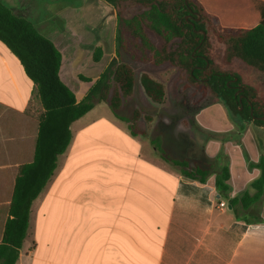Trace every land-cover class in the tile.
<instances>
[{"label": "crops", "instance_id": "obj_1", "mask_svg": "<svg viewBox=\"0 0 264 264\" xmlns=\"http://www.w3.org/2000/svg\"><path fill=\"white\" fill-rule=\"evenodd\" d=\"M1 1L61 51L60 77L81 101L91 86L74 76H85L82 68L93 60L85 61L78 50L67 55L65 43L55 40L59 11L45 14L43 0ZM102 51L96 64L105 59ZM107 64L95 73L102 74ZM167 105L139 119L145 135H133L106 103H97L71 125L70 145L31 206L16 264H264L258 207L229 208L215 186L219 135L207 132L201 141L189 130L187 117L171 114ZM44 111L37 85L0 41V243L16 178L34 161ZM160 149L212 173L204 183L188 179Z\"/></svg>", "mask_w": 264, "mask_h": 264}, {"label": "trees", "instance_id": "obj_2", "mask_svg": "<svg viewBox=\"0 0 264 264\" xmlns=\"http://www.w3.org/2000/svg\"><path fill=\"white\" fill-rule=\"evenodd\" d=\"M116 12L117 59L113 60L78 101L60 77L63 56L56 45L41 34L34 24L16 15L0 0V41L17 56L28 77L37 85L45 109L39 120V132L34 161L21 167L16 178L10 217L0 243V264H16L27 237L33 201L52 177L58 157L72 139L71 125L87 114L97 103H106L113 113L128 123L133 135L142 134L138 121L141 110L125 116L120 110L134 93L136 73L121 60V50L141 53L142 61L156 67L170 65L188 75L191 86L202 94H212L222 101L238 125L252 123L264 127V96L258 90L244 86L227 71L235 60L264 74V2L261 0H104ZM137 12L128 15L130 7ZM200 16V20L198 17ZM203 32L206 33L203 40ZM155 37L156 41L152 38ZM213 41L223 46L220 62L215 60ZM103 54L97 47L93 61ZM134 56V54H132ZM90 81V80H89ZM140 82L146 96L157 105L165 102L163 83L143 73ZM243 87L244 92L238 91ZM243 95L240 103V96ZM242 107V109H241ZM150 119V118H149ZM157 147L158 144L154 143ZM164 160L181 168L184 176L204 183L212 168L178 161ZM220 155L214 159L215 186L220 199L244 211H250L264 197V156L251 168L261 170L251 183L254 191H245L231 198L230 169L220 165Z\"/></svg>", "mask_w": 264, "mask_h": 264}, {"label": "rangeland", "instance_id": "obj_3", "mask_svg": "<svg viewBox=\"0 0 264 264\" xmlns=\"http://www.w3.org/2000/svg\"><path fill=\"white\" fill-rule=\"evenodd\" d=\"M42 2L46 6L45 14L51 12V8L54 13L56 10L59 11L60 31L54 33L53 37L65 43L63 49L67 55L78 50L84 55L85 61L89 56L93 60L95 49L100 46L104 49L105 59L98 64L94 61L86 63L82 69L87 74L74 76L75 80L78 77L80 81L92 86L101 75L95 71L99 70L106 60L109 65L117 59L116 12L103 0H43ZM136 12L137 7L132 6L128 9L129 16ZM70 37H73L74 41L69 39ZM152 38L156 41L154 36ZM212 43L215 60L220 62L223 46L215 41ZM120 52L121 60L129 63L136 73L134 93L125 100L120 112L131 116L134 110L138 109L142 111L141 117H143L153 113L155 107H160L154 105L146 96L140 82L143 73L151 75L165 87V104H168L166 110L174 115L186 116L189 130L196 131L201 141L207 140V132L219 135L216 139L219 146V162L220 165H227L230 169L231 191L245 189L253 192L251 183L260 177L261 170L251 168L250 164L258 163L261 156H264V127H257L252 123L241 126L236 124L222 101H216L212 94H202L200 90L191 86L188 75L179 69L170 65L156 67L150 62L142 61L141 53L138 52L130 53L129 50ZM226 69L236 76L234 81L239 79L244 86L256 89L264 96V74L237 60ZM80 87L82 89L83 85ZM104 108L111 111L108 104ZM257 207L260 211L256 212L258 213L256 217L264 220V197Z\"/></svg>", "mask_w": 264, "mask_h": 264}, {"label": "water", "instance_id": "obj_4", "mask_svg": "<svg viewBox=\"0 0 264 264\" xmlns=\"http://www.w3.org/2000/svg\"><path fill=\"white\" fill-rule=\"evenodd\" d=\"M198 20H200V16L198 17ZM203 36H204V38H203V40H204L205 39V36H206V33L205 32H203ZM239 92L243 93L244 92V88L241 87L239 89ZM242 98H243V95L240 96V103L242 102ZM241 109H242V107H241ZM263 120H264V118H263ZM229 208H231V205H229Z\"/></svg>", "mask_w": 264, "mask_h": 264}, {"label": "flooded vegetation", "instance_id": "obj_5", "mask_svg": "<svg viewBox=\"0 0 264 264\" xmlns=\"http://www.w3.org/2000/svg\"><path fill=\"white\" fill-rule=\"evenodd\" d=\"M240 87H238V91H239Z\"/></svg>", "mask_w": 264, "mask_h": 264}, {"label": "built area", "instance_id": "obj_6", "mask_svg": "<svg viewBox=\"0 0 264 264\" xmlns=\"http://www.w3.org/2000/svg\"><path fill=\"white\" fill-rule=\"evenodd\" d=\"M223 206H225V204L223 203Z\"/></svg>", "mask_w": 264, "mask_h": 264}]
</instances>
